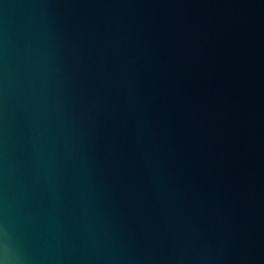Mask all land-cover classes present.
<instances>
[{"label": "water", "instance_id": "95a60500", "mask_svg": "<svg viewBox=\"0 0 264 264\" xmlns=\"http://www.w3.org/2000/svg\"><path fill=\"white\" fill-rule=\"evenodd\" d=\"M0 264H264V0H0Z\"/></svg>", "mask_w": 264, "mask_h": 264}]
</instances>
